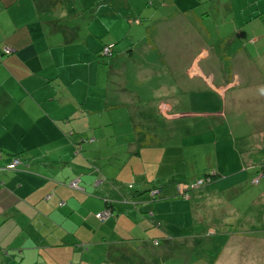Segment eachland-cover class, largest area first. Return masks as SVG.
Segmentation results:
<instances>
[{
	"label": "crops",
	"instance_id": "1",
	"mask_svg": "<svg viewBox=\"0 0 264 264\" xmlns=\"http://www.w3.org/2000/svg\"><path fill=\"white\" fill-rule=\"evenodd\" d=\"M74 1L72 5L70 0H0V264H6L8 259L14 261L13 258L16 264H53L55 260L70 264L67 257L59 258L66 250L72 253L71 260L83 252L82 262L76 264H91L89 257L86 258L87 252L93 256L103 253L101 264H113V258L119 264H131L134 248L135 254L140 256L139 250L128 243L132 241L129 234H142L133 237L138 238L145 249L146 242L151 243V239L162 233L135 209H147L144 212L148 216L147 211L154 208L156 216L162 219L159 213L169 207L171 222L167 229L175 237L187 240L196 227L195 224L187 230V220L188 223L202 220L196 211L201 212L208 201L210 204L215 201L225 209L212 214V207L206 208L208 216L218 217V224L225 227H234L227 232L222 230L227 233V241L219 246L220 256L213 264H225L224 261L232 264L231 260L240 256L241 244V249H251L241 253L240 258L247 254L250 262L260 264L264 261V233L251 236L248 233L264 231L259 230L255 217L256 212L264 215V144L245 140L248 143L240 147L234 142L233 131L225 128L221 133L222 146L219 140L215 141L214 152H208L211 159L208 166L199 170L198 163L203 159L200 161L189 148L203 149L210 143L208 135L199 131L200 134L184 137L173 146L171 138L165 135V125L172 127L176 118L184 117L177 102L169 104L168 109L174 110L172 113L162 112L159 106L147 110L130 104L132 98L127 91L107 114L100 99L96 98L93 105V102L88 104L97 95L86 91L83 71L86 62L91 64L96 60L90 51L89 38L97 33H88L90 35L82 42L83 26L72 23L80 14L85 22L100 19L95 16L94 8L91 9L94 3ZM89 7L91 19L87 18ZM99 12L101 14V7ZM87 27L90 30L93 23ZM129 34L130 31L125 37L130 39L117 36V40L108 42H116L117 50L119 42L124 48L132 43L126 51H120L122 56H132L142 40ZM248 38L263 45L264 32L254 29ZM104 44L106 42L98 44V49ZM8 46L9 53L5 50ZM257 65H253L254 76L263 72V67ZM259 83L264 86V80ZM222 87L219 89H224ZM231 90L230 87L224 89L226 99ZM226 103V115L240 107L239 110H250L257 122L264 121V102L242 107L234 98H229ZM150 111H153L151 117L147 115ZM142 113H146V124L138 121ZM192 121L201 126L204 120ZM207 128L210 132L213 129L218 137L216 124H209ZM260 129L264 140V128ZM249 134L254 136V133ZM82 139L81 150H78L77 144ZM171 147L177 151H170ZM14 157H19L22 163L10 170L7 165L13 163ZM141 161H149V167H143ZM155 161L163 162V170L172 174L170 180L165 181L162 169L153 166ZM102 165H108L107 171L101 170ZM149 172L154 173L153 177H148ZM210 172L219 175L215 184L190 191V199L180 194L181 183L192 178L198 180ZM137 174L144 175L142 184ZM109 176L116 189L109 183ZM158 176H164L161 181L165 183L160 186L155 183ZM79 177L80 189L71 188L69 184ZM257 177L261 180L259 184L254 183ZM166 184H169L167 188ZM155 185L161 188L166 199L160 197L152 203L148 195L139 200L134 195L129 196L136 192L143 195ZM104 196L114 200L112 206L116 215L101 221L95 214L107 208ZM170 214L174 215L172 219ZM216 230L210 227L211 233ZM151 234L153 238H144ZM5 247L12 249L16 256L10 255ZM46 249L53 255L46 257ZM170 249V254L158 248L152 255L164 260L172 254L173 249ZM2 253L6 256L1 258ZM71 264H75L74 261Z\"/></svg>",
	"mask_w": 264,
	"mask_h": 264
},
{
	"label": "rangeland",
	"instance_id": "2",
	"mask_svg": "<svg viewBox=\"0 0 264 264\" xmlns=\"http://www.w3.org/2000/svg\"><path fill=\"white\" fill-rule=\"evenodd\" d=\"M70 1L72 5L76 2L74 0ZM82 1L88 4L94 3L95 16L100 19L92 21L88 19L85 22L80 14L76 18V22L72 23L83 26V33L81 34L83 36L80 38L82 42L86 41L90 35L88 33L92 31L98 35L93 36L98 41H94L93 37L89 38L90 51L93 52L96 60L91 62V64L86 62L83 71L86 91L88 89L91 94L97 95V97L91 98L88 104L96 98L100 99L104 105V114H107L118 103L120 95L124 92L122 95L125 97L127 91L132 98L130 104L136 107H145L147 110L158 109L159 106L162 112L172 113L174 110L168 109L169 104L177 102L178 109L183 113L184 117L176 118V122L173 123L174 126L172 125V127L165 125V135L171 138V146L176 141L179 143L184 137L188 138V136L192 137L198 134L199 131L203 135H208L210 143L204 146L203 149L189 148L190 151H195L200 161L203 159L202 162L198 163L199 170H202V166H208V162L211 160L208 157V152H214V142L219 140L220 146H222L224 137L222 138L223 135L221 133L225 128L228 132L233 131L234 142L240 147H244L248 143L245 140H249L253 144H264L262 133L260 132V128H264L263 120H258L260 123L257 122L253 119L254 117L250 110H239L240 107H237L238 109L234 112L229 111L228 115H226L225 111L226 102H229V98H234L238 105L242 107H247L248 105L254 107V103L260 104L264 102V94L261 95V89L264 86L259 83L260 80H264V39L261 41L263 45H259L252 38H248L254 29L261 31V33L264 32V21H262L264 20V15L259 17L260 11L253 10L256 6L251 5L252 0H221V2L220 0H206L197 10L185 13L186 15L188 14L191 22L189 19L182 17L184 11L173 6L171 0L164 1L165 3H161L160 6L159 4L148 5L151 0H78V3L81 4ZM152 1L157 2V0ZM255 1L253 0L254 3ZM179 2L183 4L182 6H187L186 4L193 5L192 0H179ZM100 7L102 12L98 14L100 13ZM91 11V9L87 11L89 14L87 18L91 19ZM108 12H111V15H108ZM137 18L149 19L148 21L145 20L144 25L153 27L149 30L152 38L150 35L145 36V38L142 36V40L137 43L135 53L132 56H122V53H120V51L123 52L130 48L132 43L124 48L121 42L118 43L119 53L116 52L113 57L103 56L101 54L102 47L98 49V44L100 43H108L113 39L117 40V36L119 39L124 38L129 31V35H135L136 38L141 36V29L142 33L146 35L147 27L145 28L143 24L140 25ZM153 21L156 22L152 23ZM89 23H93V27L90 30L87 27ZM68 24L72 25L71 23ZM125 38L130 39L129 36ZM257 64L263 67V72L254 76L253 65ZM147 74L151 75L149 77L143 76ZM220 86L225 90L228 87L232 88L228 93L227 99L224 95V89H219L221 88ZM93 104L94 102L91 105ZM152 113L153 111L147 112V115L151 117ZM145 114L142 113L138 116V121L141 120L143 124H146L144 122L146 120ZM214 114H217L215 115L217 119L213 118ZM193 119H203L204 121L199 126L198 122L193 123ZM120 120L123 121L124 117H121ZM209 124L211 126L216 124L219 127L218 137L213 133V129L211 132L208 130L207 126ZM158 126L161 129L162 126ZM249 133H254V136L252 137ZM225 140L227 141L226 137ZM171 148L169 149L170 151H177V149ZM196 150H199L198 154ZM141 162L144 163L143 167H149V161ZM154 165L162 169L165 174V181L172 178V174L167 169L163 170L162 161H155ZM107 166L102 165L101 170L105 169L107 171ZM149 173L148 177H153L154 173ZM162 177L164 176H158L159 183H155L164 184L165 182L162 183L163 181H161ZM110 178L109 183L116 189L117 186L112 184L113 179L112 177ZM137 179L140 181L139 184L145 181V177L142 174L140 176L137 174ZM193 179L195 178L186 182L193 184L197 180ZM152 181H155V179L152 178ZM117 183L119 182L117 181ZM168 186L169 184L165 185L166 188ZM151 194L148 191L143 193V195L130 193L129 196L132 197L134 195L135 199L139 200L146 198L144 196L148 195L152 199ZM211 207L213 210L212 214L225 211L215 201L211 204L208 201L201 212L196 211V215H200L203 218L202 220L198 219L197 223H188L189 219L187 220L188 229L196 224L195 229L193 228L194 234L192 237H188L186 240V238L184 239L181 236L167 247L163 244L158 247L157 243H155L156 241L151 239V243L146 242L144 249V245L140 242H135L136 238L133 237L134 235L142 234L139 232L138 234L135 232L130 233L129 238L134 241L130 243L133 247L135 245L140 251L141 257L139 258L134 253L135 250H132V259L129 262L135 264L139 260L142 261V264L215 263L220 256L219 246L221 243L224 245L227 241L225 236L227 233H222V230L227 232V229H234V227L229 225L225 227L224 224H218V217L208 216L206 208ZM168 209L169 207H165L159 215L163 217L162 219L166 223L164 226L170 227L171 220L168 219ZM135 210H138V213L143 218L144 216L147 217L146 212H144L147 209ZM170 216L171 219L174 217L171 214ZM255 217L258 221V227H260L259 230L264 229L262 226L264 220L261 221L264 215L256 212ZM210 227H214L217 230L211 233ZM169 233L174 234L172 231ZM254 233L262 234L264 231H251L248 234L251 236ZM153 235L151 234L150 236L152 237L145 236L144 238H153ZM232 245L234 246L235 243L233 242ZM241 246L242 244L239 245L240 256L241 253L244 254V251L248 253V250L251 249V247H243L241 249ZM158 248L161 250L163 248H172V254L166 256L164 260L159 258L157 260L152 254ZM5 249L10 252V255L16 256L12 249L7 247ZM146 249H149L150 252L148 253ZM44 251L46 252V257H49L50 251L48 249ZM169 252L171 253V249H169ZM82 254L83 252L81 251L76 259L71 260L69 257H72V253L66 250L60 254L59 258L61 259V257L64 258L65 256L70 264L73 261L76 264L82 262ZM250 255L251 252L249 253ZM5 256L6 254H1V258ZM101 256H103V253H96V256H93L87 252L86 258L89 257L88 260L91 264H101L103 262V257ZM240 256L237 257L240 260H237V258L231 260L232 264H258L256 261L250 262L247 254L242 259ZM13 260L8 259L6 264H16L15 261L17 260L15 258ZM113 260V264H119L117 259L113 258ZM55 261L53 264L65 263V261L61 260ZM224 263L228 264L226 261ZM260 264H264V261Z\"/></svg>",
	"mask_w": 264,
	"mask_h": 264
},
{
	"label": "trees",
	"instance_id": "3",
	"mask_svg": "<svg viewBox=\"0 0 264 264\" xmlns=\"http://www.w3.org/2000/svg\"><path fill=\"white\" fill-rule=\"evenodd\" d=\"M164 1H167V0H157V2H159V6H160V4L162 3H165ZM172 1V3H173V6H176V7H178L179 9H181V10H183L182 12L184 13L183 14V18H187V19H189V21L191 22V19L188 17V14L186 15L185 13H187V12H190V11H194V10H197V8L200 6V5H202L204 2H206V0H192V2H193V5L191 4H186L187 6H182L183 4H181L180 2H179V0H171ZM213 1H217V0H213ZM232 1V0H231ZM157 2H154V1H149L148 2V5L150 4H152V5H155ZM220 2H221V0H220ZM251 5H254V6H256V8H254L253 10H255V11H260V13H259V17H261V16H263L264 15V0H256L255 1V3L253 2V0H252V3H251ZM93 7H91V9H92ZM89 9H90V7H89ZM89 9H87V10H89ZM252 10V11H253ZM88 15V14H87ZM86 15V16H87ZM185 15V16H184ZM183 18H181V19H183ZM137 20L139 21V23H140V25L141 24H143L144 25V23H145V20H149V19H146V18H144V19H142V18H137ZM262 21H264V20H262ZM156 21H153L152 23H155ZM154 27H155V25H153ZM144 27L146 28L147 27V30H146V35L145 34H143L142 33V29L140 30V33H141V36H139V38L141 39L142 38V36H143V38H145V36H148V35H150V37H151V34H150V32H149V30L151 29V28H153L151 25H144ZM138 38V39H139ZM152 38V37H151ZM109 45H113L114 46V48H113V51L111 52V53H109V54H107L106 52H105V48L107 47V46H109ZM104 47L102 48V51H101V54L103 55V56H106V57H113L114 55H115V53L116 52H118V50H117V46H116V42H110V43H106V44H104L103 45ZM9 47V46H8ZM6 49V48H5ZM9 53V52H8ZM119 53V52H118ZM86 139V138H85ZM82 142H83V139L81 140V142L80 143H78L77 144V149L78 150H81V147H82ZM215 143V142H214ZM2 157V151L0 150V158ZM14 159H19L20 160V163L19 164H21L22 163V161H21V159L19 158V157H14ZM14 159H13V161H14ZM10 164H12V163H10ZM10 164H8V165H10ZM8 165H7V167H8ZM18 168V167H17ZM9 169V168H8ZM10 170H14V168L13 169H10ZM219 175H218V173H215V172H210V173H208V174H206V175H203L200 179H198V180H196V181H194L193 182V184H191V183H188V182H184L183 184L181 183V185H179V192H180V194L181 195H183L185 198H187V199H190L191 198V195H190V191H192V190H196V189H202V187H205V186H210V185H213V184H215L216 182V180L219 178L218 177ZM257 178H259V180H260V177H257ZM257 178H255L254 179V183L255 184H259V183H257L256 182V179ZM80 181H81V177H79L78 178V183H77V185L75 186V185H71V183L69 184V186L71 187V188H79L80 189ZM199 181H203L202 182V184H199L198 182ZM261 181V180H260ZM160 186V185H159ZM162 187V189H163V186H161ZM189 189V190H187V189ZM147 191H149V192H151L152 194H151V196H152V199L150 200L152 203H154V201L156 200V199H160V197L161 198H167L166 196H163L162 195V190H161V188L160 187H158L157 185H155V186H152V187H150V188H148L147 189ZM139 192V191H138ZM137 193V192H136ZM160 195H162V196H160ZM104 199H105V201L107 202V208H105L104 210H102V211H100V212H97V214H95V216H96V218L97 219H99V220H101V221H104L100 216H99V214L100 213H103V212H110V216H109V218L111 217V216H115L116 214H115V210H113L114 208H113V206L112 205H114L115 204V202H114V200L112 199V198H110L109 196H104L103 197ZM64 203V202H63ZM134 204H136V202L134 201L133 202ZM60 204H62V203H60ZM108 218V219H109ZM147 218L149 219V220H151L152 221V223L157 227V226H159V229L161 230V234H159V236H157V237H155V238H153V240H155L156 242L155 243H157V245H158V247L160 246H162V244L163 245H166L165 247H167V246H169V245H171V243H174L173 241H176V239H177V237H175L172 233H169L170 231L167 229L168 227L167 226H164V224H166L165 223V221L163 220V219H161V218H158L157 216H156V211H155V209L154 208H151V209H149V212H148V216H147ZM108 219H106V220H108ZM187 230H189V229H187ZM191 230V229H190ZM175 237V238H174ZM135 238V237H134ZM132 240V239H131ZM135 242H138V238H136L135 240H134ZM133 240L132 241H129L128 243H130V242H134ZM131 244V243H130ZM186 244H188V243H186ZM132 245V244H131ZM157 245H154V246H157ZM135 246V245H134ZM170 249V248H169ZM169 249H164L163 248V250H164V252L165 253H167V254H170V252H169ZM133 250H135V252L134 253H136V249L134 248ZM150 251V250H149ZM169 252V253H168ZM134 253H132V254H134ZM141 255V253H140V251H139V256ZM141 257V256H140ZM139 257V258H140ZM132 259V258H131ZM131 264H133V262H131ZM135 264H142V261H139L138 260V263H135Z\"/></svg>",
	"mask_w": 264,
	"mask_h": 264
},
{
	"label": "built area",
	"instance_id": "4",
	"mask_svg": "<svg viewBox=\"0 0 264 264\" xmlns=\"http://www.w3.org/2000/svg\"><path fill=\"white\" fill-rule=\"evenodd\" d=\"M113 48H114L113 45H109V46H107V47L105 48V52H106L107 54H109V53H111V52L113 51ZM5 50H7V52H10V51H11L10 47H7ZM19 163H20V160H19V159H14L13 163L10 164V165H8V168H9V169H13V168L15 169V168H17V165H18ZM202 182H203V181H199L198 183H199V184H202ZM256 182H257V183L260 182L259 178L256 179ZM77 183H78V179H75V180H73V181L71 182V185H72V186H73V185L76 186ZM99 216H100L103 220H106V219L109 218V216H110V212H103V213H100Z\"/></svg>",
	"mask_w": 264,
	"mask_h": 264
}]
</instances>
